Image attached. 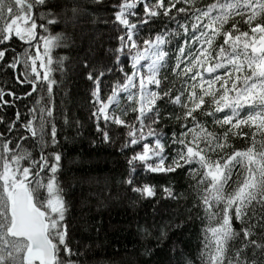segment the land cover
<instances>
[{
    "label": "snow or ice",
    "instance_id": "6c2138e0",
    "mask_svg": "<svg viewBox=\"0 0 264 264\" xmlns=\"http://www.w3.org/2000/svg\"><path fill=\"white\" fill-rule=\"evenodd\" d=\"M85 139L142 209L140 264L173 235L167 264H264V0H0V264H89L60 179Z\"/></svg>",
    "mask_w": 264,
    "mask_h": 264
},
{
    "label": "trees",
    "instance_id": "16d2710c",
    "mask_svg": "<svg viewBox=\"0 0 264 264\" xmlns=\"http://www.w3.org/2000/svg\"><path fill=\"white\" fill-rule=\"evenodd\" d=\"M87 20L79 21L78 25L61 24L55 29L69 38L68 46L58 48L55 54L67 56L69 62L74 61L80 49L82 30L88 26ZM81 89L83 85L79 86ZM117 157L111 149L104 146L92 147L87 139L77 143L65 154L63 160L62 183L67 186L68 198L72 201L73 211L77 216L83 214L90 218L95 229L92 235L96 240L89 264H140L144 259L142 245L155 246V241H145L137 235L134 218L142 209L129 206L130 192L119 185V166ZM199 225H194L188 233L180 237L181 247H195L197 241L194 233ZM170 241H165L150 261V264H167L173 255Z\"/></svg>",
    "mask_w": 264,
    "mask_h": 264
}]
</instances>
